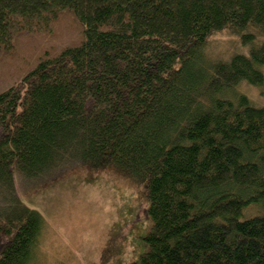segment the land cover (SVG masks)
Wrapping results in <instances>:
<instances>
[{"label":"trees","instance_id":"trees-1","mask_svg":"<svg viewBox=\"0 0 264 264\" xmlns=\"http://www.w3.org/2000/svg\"><path fill=\"white\" fill-rule=\"evenodd\" d=\"M263 68L264 0H0V264H38L24 194L106 168L148 201L128 264H264Z\"/></svg>","mask_w":264,"mask_h":264},{"label":"rangeland","instance_id":"rangeland-1","mask_svg":"<svg viewBox=\"0 0 264 264\" xmlns=\"http://www.w3.org/2000/svg\"><path fill=\"white\" fill-rule=\"evenodd\" d=\"M239 47L238 38L225 31L213 35L205 51L211 58L228 57ZM240 91L252 104L264 105V82L241 83ZM24 201L45 220L38 264H128L146 250L151 221L142 185L115 169L72 172L24 194Z\"/></svg>","mask_w":264,"mask_h":264}]
</instances>
